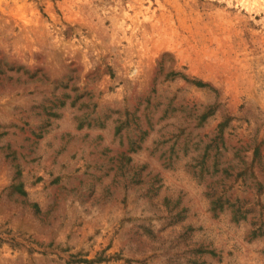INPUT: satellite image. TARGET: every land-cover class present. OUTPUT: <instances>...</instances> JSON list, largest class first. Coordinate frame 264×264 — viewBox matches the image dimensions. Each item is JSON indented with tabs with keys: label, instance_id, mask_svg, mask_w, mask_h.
<instances>
[{
	"label": "rangeland",
	"instance_id": "rangeland-1",
	"mask_svg": "<svg viewBox=\"0 0 264 264\" xmlns=\"http://www.w3.org/2000/svg\"><path fill=\"white\" fill-rule=\"evenodd\" d=\"M0 264H264V0H0Z\"/></svg>",
	"mask_w": 264,
	"mask_h": 264
},
{
	"label": "trees",
	"instance_id": "trees-1",
	"mask_svg": "<svg viewBox=\"0 0 264 264\" xmlns=\"http://www.w3.org/2000/svg\"><path fill=\"white\" fill-rule=\"evenodd\" d=\"M20 189V188H19ZM85 261V260H84Z\"/></svg>",
	"mask_w": 264,
	"mask_h": 264
}]
</instances>
